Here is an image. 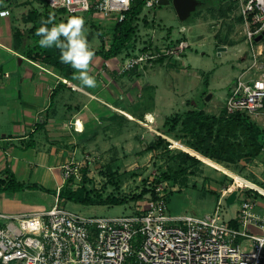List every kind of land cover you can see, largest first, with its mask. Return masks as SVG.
I'll use <instances>...</instances> for the list:
<instances>
[{
	"label": "rangeland",
	"instance_id": "374dc122",
	"mask_svg": "<svg viewBox=\"0 0 264 264\" xmlns=\"http://www.w3.org/2000/svg\"><path fill=\"white\" fill-rule=\"evenodd\" d=\"M26 1L10 6L15 20L29 27L31 22L23 19L24 14L32 7L42 10L45 3L43 0ZM69 16L72 15L58 12L56 18L63 21ZM81 16L86 22L90 46L98 49L102 43L99 32L112 34L115 20L93 17L91 12ZM240 17L241 9L235 0H206L186 19L180 18L172 1L142 9L135 19L136 33L129 46L115 57L116 62L145 46H161L176 38L187 39L190 46L178 60H155L143 69L133 70L125 79L120 76V91L114 90L113 96L117 99L114 103L144 122L116 112L121 115L120 122L99 123L96 130L91 131L82 149L83 155L74 159L83 163L81 171L86 176L85 184L92 198L98 201L116 197L125 202L86 204L63 199L60 203L84 214H128L135 211L138 200L153 193L159 184L165 187L169 212L173 214L202 215L219 207L221 218L229 220L238 214L239 204L246 195L255 196L264 203V197L240 188L227 191L221 197L223 189L232 184L234 178L203 159L187 156V150L173 146L171 137L188 146L196 137L186 132L181 122L175 125L165 122L166 117H182L195 106L204 107L210 114H223L238 73L254 63L253 70H264V37L253 44L247 41L245 24ZM94 77L97 84L102 85L105 80L102 76ZM210 93L212 96L207 99ZM90 104L89 109L96 104L105 107L98 100ZM149 112L153 120L147 118ZM253 119L264 127V113ZM159 135L166 141L159 142ZM238 135L243 138L242 133ZM223 163L264 185V146L255 154L224 159ZM163 172L171 177H164ZM0 191L14 195V192ZM35 193V201L45 207L56 202V190L41 188ZM3 210L9 211L0 201V211ZM248 239L242 244L251 249L252 242Z\"/></svg>",
	"mask_w": 264,
	"mask_h": 264
},
{
	"label": "built area",
	"instance_id": "2783aa9c",
	"mask_svg": "<svg viewBox=\"0 0 264 264\" xmlns=\"http://www.w3.org/2000/svg\"><path fill=\"white\" fill-rule=\"evenodd\" d=\"M43 1L53 10L64 9L65 14L91 12L93 17L117 22L138 0ZM235 1L241 9L247 41L253 44L264 30V0ZM157 4L160 0H143V8ZM0 12L10 16L12 9L5 5ZM103 41L109 48L112 34L105 33ZM189 46L185 38L169 40L158 48L153 45L125 56L114 70L124 74L143 69L160 56L180 59ZM254 65L237 75L225 101L228 112L263 115L264 70H253ZM78 121L74 122L76 129ZM82 165L78 160L64 163L63 182L72 176L76 181L82 179ZM235 188H253L264 197V187L237 184L235 179L223 189L222 196ZM261 203L255 196H244L235 216L238 224L233 225L230 219L221 218L219 207L202 215L169 212L162 184L155 187V193L138 200L135 211L121 215L84 214L66 207L57 196L49 208L0 211V264H129L131 256L135 257L134 264H264V212L257 210ZM250 225L260 232L249 230ZM242 237L251 239V249L243 247Z\"/></svg>",
	"mask_w": 264,
	"mask_h": 264
},
{
	"label": "crops",
	"instance_id": "0c3cea01",
	"mask_svg": "<svg viewBox=\"0 0 264 264\" xmlns=\"http://www.w3.org/2000/svg\"><path fill=\"white\" fill-rule=\"evenodd\" d=\"M17 26L24 25L13 14L0 17V178L13 174L43 187H26L13 196L0 191L2 207L9 210L3 211L8 213L49 208L35 201V191L56 190L58 196L64 183L62 165L83 155L82 149L99 123L120 122L116 110L120 106L114 103L117 99L113 94L120 91L119 78L130 74H116V58L105 59L98 54L90 65V74L105 80L96 88L84 87L74 77H65L53 65L17 48ZM92 100L105 107L96 104L89 109ZM76 119L83 122L82 130L75 128ZM258 207L263 212L264 205ZM249 230L260 232L254 225ZM248 238L242 237L241 242Z\"/></svg>",
	"mask_w": 264,
	"mask_h": 264
},
{
	"label": "trees",
	"instance_id": "16d2710c",
	"mask_svg": "<svg viewBox=\"0 0 264 264\" xmlns=\"http://www.w3.org/2000/svg\"><path fill=\"white\" fill-rule=\"evenodd\" d=\"M24 2L27 3L26 0L23 2H21V0H9L7 2L6 0H0V7L5 5L10 6L11 3ZM202 2L204 3L206 0H202ZM142 9L143 0H138L127 12L124 19L113 24L112 42L109 48L105 47V43L103 41L105 32L100 31L99 35L102 38V43L98 49L94 50L95 55L99 54L105 59H110L119 55L125 47L129 46V43L131 42L137 30L135 19H137V17L140 15ZM58 12L65 14L64 9L53 10L47 5V3H45V6H43L42 10L38 9L37 7H32L29 9L24 14L23 19L25 21H30L31 25L29 27H15L14 45L17 48L23 50L29 57L51 64L59 69L62 75L65 77L73 78L76 74L75 70L70 65L60 62L59 49H56L55 47L44 49L38 44L40 37L36 35V30L41 26L42 20H47L50 15L54 17V23L64 22L67 19L65 18L63 21H59L56 18ZM240 18L243 19V16L241 15ZM152 46L153 45L150 44L148 47L145 46L142 50H146ZM155 47L158 48V45ZM166 58L178 60L172 56H160L156 60L163 61ZM135 69L137 68H134L124 74L130 73ZM58 90L59 87L56 88L55 91L57 92ZM223 111L224 112L221 115L210 114L205 111L204 107L195 106L187 110L185 115L182 117L180 115L166 117L167 119L165 122H174V125L178 122H181L183 124V129L188 133H193L196 137V139L190 143V147L221 163H223L224 159H233L235 157H242L259 152L264 146V127L257 123L250 114L244 111L228 112L225 107H223ZM172 128L173 125L170 126V129ZM240 132L242 133L243 138L238 135H241ZM233 137L237 138L238 140L233 139ZM158 138L159 142L166 141V138L160 135ZM185 154L195 160L201 159L197 155L191 154L187 151ZM226 155H229V157ZM163 173L164 177H171L168 172ZM83 176V180L79 183L76 182L74 176L63 183L60 190L57 192L59 201L66 199L86 204L108 202L118 204L125 202L123 199L116 197L96 201L94 198H92V196H90L85 184L86 176L85 174ZM26 187L43 186L36 182L26 183L22 180H19L13 174H10V176L6 179L0 178V189L5 190L6 192L13 193L23 190ZM248 191L249 193L252 191L253 194L262 196L260 192L253 188L248 189ZM153 193H155L154 190ZM230 223L233 225L238 224L235 218H231ZM134 258V256L130 257L129 264H134Z\"/></svg>",
	"mask_w": 264,
	"mask_h": 264
},
{
	"label": "clouds",
	"instance_id": "9594fccd",
	"mask_svg": "<svg viewBox=\"0 0 264 264\" xmlns=\"http://www.w3.org/2000/svg\"><path fill=\"white\" fill-rule=\"evenodd\" d=\"M127 2V0H125ZM7 12H0V17L7 16ZM40 37L38 44L41 48L55 47L60 51V62L70 65L76 75L74 78L87 88H96L97 80L90 74L95 51L87 39L86 22L83 16L72 15L64 22L54 23V17L41 21L36 30Z\"/></svg>",
	"mask_w": 264,
	"mask_h": 264
},
{
	"label": "bare ground",
	"instance_id": "6f19581e",
	"mask_svg": "<svg viewBox=\"0 0 264 264\" xmlns=\"http://www.w3.org/2000/svg\"><path fill=\"white\" fill-rule=\"evenodd\" d=\"M119 112L125 114L126 116H128L129 118H132V119H137V117L130 111L122 108V107H117L116 108ZM147 118L149 120H153L154 116L152 113H148L147 114ZM141 122H144L142 121L141 119H137ZM83 122L81 120L78 121V127L79 129H83ZM171 137V136H169ZM171 140L173 141V146H178V147H181L189 152H191L192 154H195L197 155L198 157H200L201 159H203L207 164L215 167V168H218L220 170H222L223 172L229 174L231 177H233L236 181L237 184H243V185H251V186H257L258 188H263V186H261L260 184L250 180L249 178L241 175L240 173H238L237 171H235L234 169L226 166L225 164L217 161V160H214L208 156H205L203 155L202 153L196 151L195 149L191 148L190 146L186 145L185 143L171 137ZM234 186V185H233ZM232 186V187H233ZM264 191V188L262 189Z\"/></svg>",
	"mask_w": 264,
	"mask_h": 264
},
{
	"label": "water",
	"instance_id": "95a60500",
	"mask_svg": "<svg viewBox=\"0 0 264 264\" xmlns=\"http://www.w3.org/2000/svg\"><path fill=\"white\" fill-rule=\"evenodd\" d=\"M173 2L178 15L181 19H186L192 14V12L197 8V6L202 4V0H160V4H166ZM264 37V30L258 34L255 39L260 41ZM212 96V93L207 95V99Z\"/></svg>",
	"mask_w": 264,
	"mask_h": 264
}]
</instances>
